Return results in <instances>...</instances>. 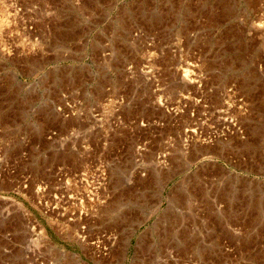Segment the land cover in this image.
Returning <instances> with one entry per match:
<instances>
[{
    "label": "rangeland",
    "instance_id": "1",
    "mask_svg": "<svg viewBox=\"0 0 264 264\" xmlns=\"http://www.w3.org/2000/svg\"><path fill=\"white\" fill-rule=\"evenodd\" d=\"M0 264H264V0H0Z\"/></svg>",
    "mask_w": 264,
    "mask_h": 264
},
{
    "label": "built area",
    "instance_id": "2",
    "mask_svg": "<svg viewBox=\"0 0 264 264\" xmlns=\"http://www.w3.org/2000/svg\"><path fill=\"white\" fill-rule=\"evenodd\" d=\"M37 41V40H35ZM131 68V67H129ZM148 70V69H147ZM147 74H150V71H147ZM112 99H108L105 100L101 105V108L108 106L111 103ZM51 109L53 111V113L62 120H77V121H83L85 118L88 117V110H91L89 107L86 106V104L78 97V93L76 91V89L72 88H67L64 90H61L58 93V97L56 100H51ZM116 107L114 109L115 113H116V121H123L124 117L122 116V109L123 107H125V105L127 103H124V98L123 97H119L116 100ZM160 104H162V102H159ZM103 111V110H102ZM104 111L101 112V115L99 113H95V116H98L99 121L102 120V117L104 116ZM74 137H72V135H74ZM79 131H70L69 135L67 136H71L70 139H65L63 137H59L58 140H56L57 138V134L54 130H49L47 132V138L50 139L53 142H60V141H65V143H70L73 139H76V137H83V140L81 142L80 145H78L80 150L86 151L88 149V142L87 140H85L84 136H78ZM75 150H78L75 149ZM143 151V149H142ZM65 167L63 165L58 166L57 167V171L56 173H54V179L56 182H58L59 184L64 185L63 187H61L62 189L65 190H61L58 194L56 192H54L52 195L50 194V190L46 192V188H47V181H41L38 185V202L41 204L42 201H44V204L46 207L47 206V201L44 200V197L50 196L51 200H58V201H62L65 200V204H67L69 202L70 199H73V195L71 193H68L67 188L69 186V177L67 176V171H65ZM97 170L99 171V173L101 174V171L104 170V165L102 163H100L99 167L97 168ZM88 176H87V171L86 172H82L81 173V182H83L84 184L88 183ZM101 180V178H100ZM98 185H102L101 181H98L97 183ZM60 188V189H61ZM59 189V188H58ZM70 191V190H69ZM50 194V195H49ZM76 196V194H75ZM77 197H75L76 199ZM84 199H91L89 197V194L87 192L80 194V198L79 201L80 203H82L84 201ZM57 201V202H58Z\"/></svg>",
    "mask_w": 264,
    "mask_h": 264
},
{
    "label": "bare ground",
    "instance_id": "3",
    "mask_svg": "<svg viewBox=\"0 0 264 264\" xmlns=\"http://www.w3.org/2000/svg\"><path fill=\"white\" fill-rule=\"evenodd\" d=\"M173 52H175L176 53V51H173ZM150 55H151V53H150ZM192 66V68L193 69H182V76L184 77V78H186V79H188L189 80V77H190V83H191V85H192V83H194V82H198V83H201V85L203 84L202 83V80L203 79H206L205 77H204V73L201 71V68L199 67V65L196 63L195 65H191ZM194 71H196L197 73H198V76H196V78H192V75L193 76H195V72ZM145 73L147 72V71H144ZM202 72V73H201ZM190 73H192V75L190 74ZM198 93H205V91L204 90H202V89H198ZM211 92V91H210ZM161 96V95H160ZM201 96V95H200ZM192 120H200V119H196V118H193Z\"/></svg>",
    "mask_w": 264,
    "mask_h": 264
}]
</instances>
